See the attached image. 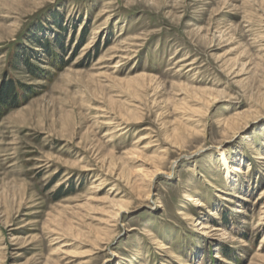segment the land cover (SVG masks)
<instances>
[{"label": "rangeland", "instance_id": "obj_1", "mask_svg": "<svg viewBox=\"0 0 264 264\" xmlns=\"http://www.w3.org/2000/svg\"><path fill=\"white\" fill-rule=\"evenodd\" d=\"M9 80L0 264H264V0H0Z\"/></svg>", "mask_w": 264, "mask_h": 264}, {"label": "trees", "instance_id": "obj_2", "mask_svg": "<svg viewBox=\"0 0 264 264\" xmlns=\"http://www.w3.org/2000/svg\"><path fill=\"white\" fill-rule=\"evenodd\" d=\"M46 49V48H45ZM5 89L4 87L1 88L0 92V105H5L8 103L9 104H14L15 100L17 99V94L14 91V82L12 80H9L5 84Z\"/></svg>", "mask_w": 264, "mask_h": 264}, {"label": "bare ground", "instance_id": "obj_3", "mask_svg": "<svg viewBox=\"0 0 264 264\" xmlns=\"http://www.w3.org/2000/svg\"><path fill=\"white\" fill-rule=\"evenodd\" d=\"M219 153H220V155H221V157H222V162H223V164L227 165L228 163H227V161H226L225 152H224L222 149H220V150H219ZM227 175H228V174H227ZM228 176H229V175H228ZM229 179H230V177H229Z\"/></svg>", "mask_w": 264, "mask_h": 264}]
</instances>
